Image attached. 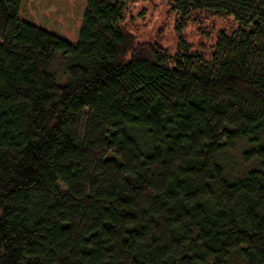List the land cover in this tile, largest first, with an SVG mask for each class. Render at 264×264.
<instances>
[{"label":"trees","instance_id":"trees-1","mask_svg":"<svg viewBox=\"0 0 264 264\" xmlns=\"http://www.w3.org/2000/svg\"><path fill=\"white\" fill-rule=\"evenodd\" d=\"M134 1L71 43L0 0V264H264V0H172L173 52Z\"/></svg>","mask_w":264,"mask_h":264},{"label":"rangeland","instance_id":"rangeland-1","mask_svg":"<svg viewBox=\"0 0 264 264\" xmlns=\"http://www.w3.org/2000/svg\"><path fill=\"white\" fill-rule=\"evenodd\" d=\"M172 0H136L127 5L123 27L138 42L159 43L173 52L177 46L176 13ZM86 0H22L20 17L75 43L82 26ZM223 16L201 14L191 19L182 31L185 40L195 46L210 44L217 31L233 26Z\"/></svg>","mask_w":264,"mask_h":264}]
</instances>
